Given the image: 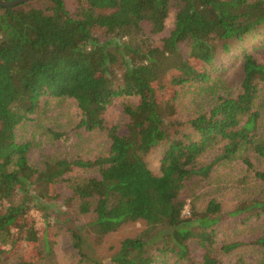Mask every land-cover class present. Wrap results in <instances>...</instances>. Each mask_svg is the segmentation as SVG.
I'll return each mask as SVG.
<instances>
[{
	"label": "trees",
	"instance_id": "obj_1",
	"mask_svg": "<svg viewBox=\"0 0 264 264\" xmlns=\"http://www.w3.org/2000/svg\"><path fill=\"white\" fill-rule=\"evenodd\" d=\"M263 26L264 0L0 4V204L12 213L0 214V264L17 254L6 233L30 209L42 227L17 264H58L59 232L35 190L70 201L64 264H264V62L242 45L239 80L213 70ZM187 84L195 106L183 117ZM120 97L128 121L107 125ZM66 100L70 113H53ZM160 146L156 173L147 156ZM137 221L109 257L87 250L85 235Z\"/></svg>",
	"mask_w": 264,
	"mask_h": 264
},
{
	"label": "rangeland",
	"instance_id": "obj_2",
	"mask_svg": "<svg viewBox=\"0 0 264 264\" xmlns=\"http://www.w3.org/2000/svg\"><path fill=\"white\" fill-rule=\"evenodd\" d=\"M67 7L70 10H73L76 5V0H66ZM103 39V38H102ZM104 40V39H103ZM264 26L260 29V31L257 32V35L255 37L249 36L246 38L245 41L235 43L234 49L232 52H230L227 55H224L220 57V59L217 60L216 66H213V70L215 72H225L229 77L235 78L236 80H239L241 77L239 66L241 64L242 60V52L240 47L249 49V51L254 52L256 57L264 62ZM224 74V73H223ZM191 88L189 84L186 86L182 85L179 86V93L180 94V100H181V107H180V115L183 117H189L192 113V109L195 106V100L193 99V93H191L188 89ZM123 102L124 98H116L113 102V104L110 105L107 113L105 114L107 125H118L120 127H124L127 123L128 119L126 115L123 112ZM71 101L66 100L64 102V105H59L55 108L53 113L60 112L62 114L70 113V108L73 109L70 105ZM68 118V117H67ZM63 119L66 120V118L63 116ZM47 124L52 123L50 120H45ZM26 130H31V126H27ZM21 133V131H20ZM103 136H100L97 139H101ZM95 140L94 145H97V141ZM69 145V144H68ZM92 147V144H89ZM69 148V147H66ZM97 147H92L93 150H95ZM163 149L164 146H160L153 151L150 152V154L147 156V162L150 166V168L158 173L160 170V161L163 156ZM214 151L210 152L208 155H206L205 159H209L213 155ZM242 163H236L233 162L228 167L224 168L225 171L230 172L232 175L238 173L242 169ZM33 196H35L38 200V202L42 203V205H46L49 207V220L54 225L57 232H59V235L57 237V243L55 245V256H56V262L58 264H64V262L71 256L70 253H72L71 244H70V236H68V226L66 227L63 224V221L61 217L66 216L64 215V211L69 207L70 201L68 199H59V200H52L47 199L44 197H41L38 195L37 191H32ZM236 191L232 190V187H229L225 190L219 191V197L226 206L232 205V202L234 201ZM21 197H23V193L19 192L16 195L17 200H19ZM10 206L7 203H1L0 204V214H12L9 210ZM62 213V214H61ZM185 213H189V207H186ZM61 215V216H60ZM42 216V213L39 209L26 211V213L23 212V216L19 217L17 221V225L13 227L11 230V233H6V239L9 242L10 239L14 237L20 238L19 242L22 240V242H18L17 245L18 250L17 254L12 257H7V261L4 264H17L20 257L23 256L29 249V246H32L34 244L33 238L35 237V232L38 233L42 226L39 224V220ZM145 227V224L143 221H137V222H128L125 225H123L119 230L116 232L104 235L102 237L97 236L93 233H89L87 236L85 235V239L87 240V250L90 251V253L95 257H109L112 255L115 250H117L121 244V241L128 236H134L139 231H141ZM224 230H226V226L223 227ZM26 240H29L25 242ZM27 244V245H26ZM33 254H36V250H32ZM73 256V255H72ZM232 258V256H229V258H225V262L230 261L229 259ZM167 264H174L173 262H169Z\"/></svg>",
	"mask_w": 264,
	"mask_h": 264
},
{
	"label": "water",
	"instance_id": "obj_3",
	"mask_svg": "<svg viewBox=\"0 0 264 264\" xmlns=\"http://www.w3.org/2000/svg\"><path fill=\"white\" fill-rule=\"evenodd\" d=\"M28 1L31 0H0V4L5 7H14Z\"/></svg>",
	"mask_w": 264,
	"mask_h": 264
}]
</instances>
